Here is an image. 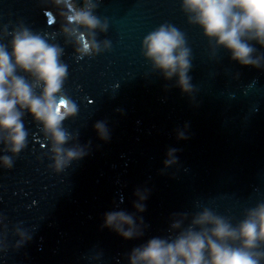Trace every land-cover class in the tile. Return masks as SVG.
Listing matches in <instances>:
<instances>
[{"label": "water", "instance_id": "95a60500", "mask_svg": "<svg viewBox=\"0 0 264 264\" xmlns=\"http://www.w3.org/2000/svg\"><path fill=\"white\" fill-rule=\"evenodd\" d=\"M94 2V14L109 24L96 38L110 40L111 48L81 58L66 43L59 9L48 0H0V35L23 23L64 49L63 90L79 110L63 126L79 133L77 142L88 152L57 173L42 126L24 116L27 146L11 169L0 165V264H129L132 248L169 235L173 213L209 207L235 224L245 209L264 202V69L242 66L223 49L213 57L181 0ZM163 23L186 34L191 96L142 54L143 38ZM97 121L107 124V142L94 128ZM179 132L187 139H178ZM171 148L178 150V164L165 169ZM5 154L11 155L0 150ZM138 188L149 190L145 211L137 213L147 226L143 237L125 240L102 228L104 214L116 205L135 212ZM17 226L31 234L19 248Z\"/></svg>", "mask_w": 264, "mask_h": 264}, {"label": "clouds", "instance_id": "9594fccd", "mask_svg": "<svg viewBox=\"0 0 264 264\" xmlns=\"http://www.w3.org/2000/svg\"><path fill=\"white\" fill-rule=\"evenodd\" d=\"M48 2L59 9L63 20L60 32L66 43L75 45L78 57H92L110 50V40L96 38L97 30L105 33L109 27L107 18L102 20L94 14L98 3ZM181 10L189 24L202 29L213 57L217 50L223 49L242 66L264 69V53L255 47L258 44L264 48V0H181ZM48 23H52L51 18ZM8 35L12 36L10 42L0 43V144L3 145L0 150L11 155H0V165L11 169L13 158L26 148L29 133L23 118L30 114L42 126L51 145V167L57 173L62 172L88 154L86 146L77 142L79 133L74 135L63 126L79 110L63 90L68 76V66L61 60L64 49L49 43L47 33L34 32L23 23L11 33L5 29L0 39ZM141 51L154 71L165 80L176 78L175 86L192 95L195 90L189 75L192 50L183 31L163 23L143 38ZM94 128L101 140L110 139L105 121H97ZM178 139L187 137L179 132ZM177 151L174 148L167 151L165 169L178 164ZM134 195L135 212L120 210L116 205L117 210L104 214L101 227L125 240L143 237L147 226L137 213L145 211L149 190L138 188ZM168 232L166 237H152L132 248L128 253L129 264H264V202L245 209L243 219L235 224L231 217L219 215L209 207L191 215L173 213ZM15 234L19 237L17 248L31 240V234L20 226L15 228Z\"/></svg>", "mask_w": 264, "mask_h": 264}]
</instances>
